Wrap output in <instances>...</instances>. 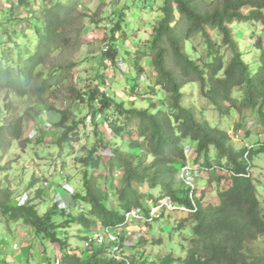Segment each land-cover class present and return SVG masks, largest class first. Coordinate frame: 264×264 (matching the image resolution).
Returning a JSON list of instances; mask_svg holds the SVG:
<instances>
[{
	"label": "trees",
	"instance_id": "16d2710c",
	"mask_svg": "<svg viewBox=\"0 0 264 264\" xmlns=\"http://www.w3.org/2000/svg\"><path fill=\"white\" fill-rule=\"evenodd\" d=\"M34 3L35 0H16V6L27 10ZM41 4L38 15L27 21L31 36L26 34L25 28L17 32L11 30L7 20L0 22L3 28L0 46L6 39L15 52V59L11 58L9 48L0 52V154L6 152L10 141H17L22 147L26 142L21 140L25 119H7L12 109L10 96L24 98L32 91L44 94L59 85L64 79L63 67L60 70L64 73L58 74L59 71L53 69L46 76L40 68L48 65L54 52L76 46L81 40L78 0H41ZM159 12L161 17L153 27L151 42L145 51H138L141 56L130 65L137 74L141 71L140 60L148 57L154 83L151 85L148 81L147 88L153 94L157 89L164 94L160 101L166 110L154 106L155 112L126 111L97 88L85 93L72 91L79 99H89L93 107V116H90L94 120L99 116L101 119L103 113L109 111L117 119L122 116L137 121L136 138L127 142L121 137L122 127L113 125L115 136L127 149L123 151L115 144L110 154L111 162L122 171L121 187L115 191L119 209L131 211L140 206L145 209V197L137 189L144 185L150 190L160 188L163 197L154 199V203L170 197L174 202L192 206L189 201L192 197L196 213L183 214L186 217L180 219L182 225L193 221L191 238L182 247L185 254L176 258L167 255L152 262L141 256L131 258L124 253L127 246L121 237L116 244L120 251L117 254L125 261L109 258L113 252L109 245L85 261L68 253H64L60 261L62 264H264V253L247 252L249 244L264 236V201L250 174L253 158L264 154V35L259 34L253 41L259 59L256 65H251L244 60L232 31L235 22L253 23L260 24L264 34V0H213L210 5L203 0H163ZM214 33L221 38L219 42L214 39ZM197 35L208 49V61L193 58L186 52L185 44ZM221 46L232 53L226 64L219 54ZM117 48L113 42L106 52L112 63L116 61ZM194 83L200 84L203 97L221 115L226 117L235 111L240 116L242 120L232 130L234 136L249 114L257 115L263 135L257 142V149L246 147L247 150L236 151L232 145L233 135L210 125L195 108L184 104L183 89ZM66 120L63 113L57 126L64 125ZM245 134L249 136L248 132ZM67 136L68 133H63L59 143L66 142ZM185 140L196 145V164L209 171L219 167L230 175V187L205 203L196 199L195 189L184 191L176 186L179 169L187 163ZM102 148L107 147L103 144ZM211 151L215 153V161ZM98 152L96 146L87 159L79 161L89 170L84 175L83 193H75L72 197L73 203L79 200L88 208L80 210V215L72 219L85 231L98 227L116 230L125 226L118 208L107 206V195L99 187L102 177L97 174L101 163L95 156ZM37 193L41 195L43 191ZM53 214L54 211L40 215L32 202L13 205L11 191L0 186V218L14 223L22 221L38 235L57 243L61 240L56 234L58 225L52 220ZM178 229L182 227L179 225Z\"/></svg>",
	"mask_w": 264,
	"mask_h": 264
},
{
	"label": "rangeland",
	"instance_id": "374dc122",
	"mask_svg": "<svg viewBox=\"0 0 264 264\" xmlns=\"http://www.w3.org/2000/svg\"><path fill=\"white\" fill-rule=\"evenodd\" d=\"M203 1L210 5L213 0ZM162 3L163 0H78V19L82 28L80 42L71 48L54 52L48 65L40 68L44 76L53 69L58 70V74L65 72L64 79L44 94L32 91L24 98L10 96L12 109L7 119H25L21 140L26 142L22 147L17 141H10L6 152L0 154V186L11 191L13 205L32 202L40 215L54 211L52 220L59 227L56 234L61 242L51 243L22 221L14 223L0 218V264H57V260L62 259L64 253L85 261L96 251L107 247L106 244L96 243L85 247L84 240L88 231L72 220L80 215V210L88 209L85 204L79 200L71 203V199L66 196L63 200L72 205L70 213H64L54 208L53 199L57 191L65 193L60 187L64 177H68V183L76 195L83 193L84 175L89 168L79 161L87 159L90 152L98 146L99 152L95 156L101 159L97 172L102 177L99 179V187L104 194H108L107 206L116 208L118 203L115 191L121 187L122 171L115 162H111L110 154L115 144L123 151L127 149L115 136L113 125L122 127L120 136L127 142L136 138L137 121L122 116L117 119L108 111L103 113L101 119L97 117L94 120L93 117L88 123L87 117L93 116V107L87 97L79 99L72 90L85 93L97 88L100 93L104 92L113 99L115 104H121L126 111L138 109L155 112L154 106L161 107L160 100L164 98V94L159 89L153 94L147 88L149 83H154L148 57L140 60L141 71L137 74L130 64L141 56L138 51H145L151 42L153 27L161 17L159 8ZM41 6V0H35L33 6L27 10L16 6V0H0V22L5 23L7 20L6 24L17 32L25 28L26 34L31 36L27 21L38 15ZM232 31L244 60L256 65L259 58L253 48V41L259 34L264 35L261 25L235 22ZM2 32L3 28L0 26V36ZM214 39L216 42L221 40L217 33H214ZM2 42L4 47L0 46V52L9 48L11 58L15 59L11 44L6 39ZM113 42H116L119 51L114 63L107 59L108 53L103 51L105 46L110 47ZM185 46L191 57L208 61L209 52L200 35L194 36ZM219 54L223 55L224 64L232 57L231 51L224 46H221ZM70 65L74 66L69 69ZM61 67L64 72L60 70ZM183 92L185 105L195 108L210 125L233 135L232 145L236 151L246 147L257 149V142L263 139V135L261 122L256 114H249L243 120L244 126L234 136L233 127L242 120L235 111L226 117L221 115L203 97L199 83L186 85ZM160 109L166 110L164 107ZM63 113L67 117L66 123L57 126ZM48 123L51 127L47 126ZM65 132L68 133V142L60 144L59 140ZM246 132L249 136H246ZM103 144L107 147L105 150L102 148ZM183 145L188 152L187 161L195 165L196 160L194 164L193 160L196 156V145L186 140ZM210 154L215 161L214 151ZM250 174L264 201V154L253 158ZM216 177L221 180H215ZM177 181L176 186L180 184ZM44 183H48L45 188L42 186ZM194 185L203 203L216 198L218 192L226 191L230 187V175L219 167H214L212 171L204 167ZM137 189L145 197L148 207L153 205L154 199L163 197L160 188L150 190L144 185ZM38 190H42L43 194L38 195ZM183 217L186 216L181 212H165L146 226L142 239L136 238L140 230L139 224L122 228L120 231L127 244L124 253L131 258L141 256L150 262L167 255L183 257L185 252L182 247L191 238L193 226V221L182 225L180 219ZM179 225L181 230L178 229ZM98 229L101 230L100 227ZM247 252L262 255L264 236L249 244Z\"/></svg>",
	"mask_w": 264,
	"mask_h": 264
},
{
	"label": "built area",
	"instance_id": "2783aa9c",
	"mask_svg": "<svg viewBox=\"0 0 264 264\" xmlns=\"http://www.w3.org/2000/svg\"><path fill=\"white\" fill-rule=\"evenodd\" d=\"M107 45V44H106ZM109 47L108 45L105 46L103 49L104 53L108 51ZM100 118V116L98 117ZM92 120L91 116L87 117V122L90 123ZM48 127H51V124H47ZM190 151V148H189ZM188 153L185 149V154ZM187 157H189L186 154ZM195 158V157H194ZM192 162V159H191ZM183 169L181 172L179 171L178 174V181L180 182V185L183 186L184 189L188 190V188L192 187L194 185L195 179L199 177L200 175V167L190 164L189 161L182 167ZM68 177H64L63 179V185L60 186L65 193L62 194L61 192L57 191L54 195L53 203L57 207L58 210L70 213L71 205L64 201L63 199L69 197V199H72V197L75 194L74 189L69 185L68 183ZM48 183H44L42 186H47ZM189 201L192 203V206H188L186 204H182L179 202H174L170 197H165L162 200H159L158 202L154 203L153 205H149V207L144 203L145 209L147 208V212H144V208L142 206L136 207L132 209L131 211H124L122 209H117V211L123 216L125 221V226H122L116 230H112L110 228H103L100 227V231H98V228H95L92 231H88L86 234L85 247L91 246V244L96 243L98 245H109L112 247L113 252L109 254V258H114L118 261H125L123 257L117 256L119 249L116 247V244L119 242L120 238L124 236L122 235L121 231L122 228H125L127 226H131L133 224H139V232L137 233L136 238H140L143 236V232L146 231V226L148 223L153 222L155 219H159L162 215V213H165L166 211L170 212H181L183 214L187 213H194L196 212L197 208L195 203L193 202L192 198H189ZM68 203V204H67ZM126 246V242L124 243ZM57 264H62L60 259L57 260Z\"/></svg>",
	"mask_w": 264,
	"mask_h": 264
},
{
	"label": "clouds",
	"instance_id": "9594fccd",
	"mask_svg": "<svg viewBox=\"0 0 264 264\" xmlns=\"http://www.w3.org/2000/svg\"><path fill=\"white\" fill-rule=\"evenodd\" d=\"M191 145V144H190ZM248 148H250V147H248ZM196 158H197V154H196V156H195V158H194V160H193V164L195 163V160H196ZM202 159L200 160V162L202 163ZM195 166H199L198 164H195ZM200 167V172H202L204 169L202 168V166H199ZM199 177H200V175H199ZM199 177H197L196 179H195V182H196V180L197 179H199ZM195 182H194V184H195ZM180 186V188L181 189H183L184 191H189V190H192V189H195V185H193L192 187H190V188H188V190H186V189H184L183 188V186H181L180 184L178 185V187ZM196 190V199H200V197H201V195H199V192H197V189H195ZM190 198V197H189ZM192 198V197H191ZM71 203H72V199H71ZM54 205V204H53ZM55 206V205H54ZM56 207V206H55ZM197 208V207H196ZM197 211V210H196ZM65 213V212H64ZM194 213H196V212H194ZM156 220V219H155ZM150 223H152V222H150ZM149 224V223H148ZM147 224V225H148ZM138 233V232H137ZM143 236H144V233H143ZM141 238V237H140ZM139 238V239H140Z\"/></svg>",
	"mask_w": 264,
	"mask_h": 264
},
{
	"label": "bare ground",
	"instance_id": "6f19581e",
	"mask_svg": "<svg viewBox=\"0 0 264 264\" xmlns=\"http://www.w3.org/2000/svg\"><path fill=\"white\" fill-rule=\"evenodd\" d=\"M88 116H89V115H88ZM246 150H247V148H246ZM248 151H249V150H248ZM248 151H247V152H248ZM107 182H108V181H107ZM100 189H101V188H100ZM107 195H108V194H107ZM195 200H196V199H195ZM148 201H149V200H148ZM119 206H120V205H119ZM147 206H148V205H147ZM123 210H124V209H123ZM178 213H179V212H178ZM182 214H183V213H182ZM187 214H188V213H187ZM193 215H194V214H193ZM122 225H123V224H122Z\"/></svg>",
	"mask_w": 264,
	"mask_h": 264
},
{
	"label": "crops",
	"instance_id": "0c3cea01",
	"mask_svg": "<svg viewBox=\"0 0 264 264\" xmlns=\"http://www.w3.org/2000/svg\"><path fill=\"white\" fill-rule=\"evenodd\" d=\"M103 193V192H102ZM67 201H68V199H67Z\"/></svg>",
	"mask_w": 264,
	"mask_h": 264
}]
</instances>
